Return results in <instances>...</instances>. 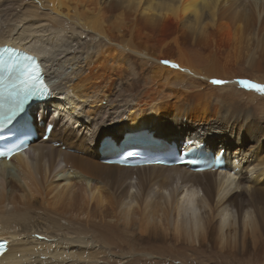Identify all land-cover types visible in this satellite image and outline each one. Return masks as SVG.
I'll return each mask as SVG.
<instances>
[{"label":"bare ground","instance_id":"1","mask_svg":"<svg viewBox=\"0 0 264 264\" xmlns=\"http://www.w3.org/2000/svg\"><path fill=\"white\" fill-rule=\"evenodd\" d=\"M1 44L39 57L67 118L0 160V264L118 244L264 257V93L241 83L264 85V0H0ZM156 126L205 141L225 170L100 161L111 128Z\"/></svg>","mask_w":264,"mask_h":264},{"label":"rangeland","instance_id":"2","mask_svg":"<svg viewBox=\"0 0 264 264\" xmlns=\"http://www.w3.org/2000/svg\"><path fill=\"white\" fill-rule=\"evenodd\" d=\"M239 89L245 90L247 92L251 90L250 88L246 89L245 87H240V86ZM59 99L61 101L63 100L62 97H56V101H58ZM154 128L158 129V126ZM110 131L112 132L115 131L116 133L121 132V130H114L113 128H111ZM174 131L175 132L173 133H182V135L189 134L186 133L184 130H182L181 127H179L178 130H174ZM208 136H209L208 138L209 143L210 144L212 143V145L214 144L215 147H218L217 143L214 141L215 137L213 138V136L215 135L212 133L209 134ZM62 148H64V145L62 146ZM231 150L233 151V149ZM237 155L242 157V155L239 154ZM179 247L181 246L178 245L176 247V250L179 249ZM123 248L124 246L122 244H118V246L116 247L115 245H109V248H107V250L102 249L103 253L102 252L100 254L96 253L94 255L95 258L94 257L88 259L82 258V260L79 263L78 261H76L77 263L75 262L74 264H139V263L140 264H264V257L252 258L245 256L242 258L241 256L228 255V252L225 250H223L221 254L219 251H216L217 249H213L210 252L207 251L201 252V254L194 253L193 250H187L188 255L185 254L180 255L181 254L180 252L179 253H174V252L171 253L166 251L165 252L162 251V253H160L159 251L150 252L149 248H145V249L142 248L141 251L136 250L135 252L128 253L127 250Z\"/></svg>","mask_w":264,"mask_h":264},{"label":"snow or ice","instance_id":"3","mask_svg":"<svg viewBox=\"0 0 264 264\" xmlns=\"http://www.w3.org/2000/svg\"><path fill=\"white\" fill-rule=\"evenodd\" d=\"M11 50L5 48L0 51V72L7 73V80L10 82L5 83L0 79V101H3L7 94L9 99L19 100L25 98L29 94H43L48 91L45 84L42 69L35 57L30 55H17L13 60L12 55H8L7 60L4 59L5 53ZM11 61V63H9ZM168 64V61H163ZM176 67V65H172ZM213 83H221V81H213ZM241 83L250 86L251 88L264 93V85L251 83L249 81H242ZM11 155V152L8 153ZM6 248V242L0 241V254Z\"/></svg>","mask_w":264,"mask_h":264}]
</instances>
